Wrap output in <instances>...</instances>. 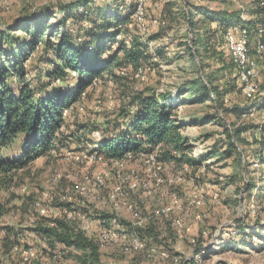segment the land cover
<instances>
[{"label": "rangeland", "instance_id": "1", "mask_svg": "<svg viewBox=\"0 0 264 264\" xmlns=\"http://www.w3.org/2000/svg\"><path fill=\"white\" fill-rule=\"evenodd\" d=\"M122 1L115 3V0H89L90 3L87 5L82 0H0V31L24 15L37 17L40 13L47 12L60 18L64 14L63 7L76 4L84 6V8H73L77 9L76 12L86 10L92 14L97 7L111 15L115 11L114 7L117 6L118 12L123 15L126 4ZM168 4L172 5L170 11ZM253 4L254 0H148L144 7L146 31L141 32L136 22L134 26L128 25V28L146 39L147 36H156L160 35L161 31L164 32L162 38L148 43L151 51L155 48L163 49L162 57L154 61L157 62V67L149 69L146 78L144 75V78L139 79L138 82L126 80L115 85L105 80L94 83L87 90L84 100L65 112L63 116L67 124L66 130L63 131L65 135L74 130L75 126H91L94 122L100 126L105 120H111L113 115L118 114L121 109H125L127 104L122 98L123 89L130 94L138 90L152 89L156 94L170 95L169 103L174 107L175 117L184 124L183 134L196 155H207L214 150V146H218L217 149L220 152L223 151L226 148L224 145L226 131L231 135L233 128L238 126H250L256 129L241 135L243 142L239 147L237 146L239 160L236 155H234L235 162L232 159L219 161L213 157L195 171L189 170V174L183 177L182 184L172 187V191H175L179 197L181 210L174 211L167 217L150 221L149 224L154 230L153 237L155 234L159 235L160 242L166 247L160 250L168 251L171 257H178L181 264L184 261L190 263L194 250L208 246L211 241L218 244L214 248L206 249L205 258L201 264L219 262L264 264V245L259 239L252 238L251 244L247 245V240L242 239L243 235L238 234V228L243 225L264 236V165L257 161L253 152H249L257 147V142L264 141L263 112L253 111L252 115L247 117L248 120L242 122L243 120L235 115L212 110L209 102L190 101L187 93L178 96L179 89L185 88L197 76L205 81L204 74L215 71L217 74V71L223 68L221 61L227 60L223 34L219 32L212 38L216 46L213 55H201L200 60L194 56V40L204 38L203 32L209 29L215 31L217 27L216 24L202 23L191 29L188 14H195L194 8L203 7L214 12L227 14L239 12L240 16V12L243 11L252 15ZM192 18L195 21L200 17ZM53 22L52 18L50 23ZM39 55L32 57L25 66L31 72L30 78H35L38 71L45 67L39 62L37 58ZM258 83L260 96L263 97L264 76ZM64 84L73 87L75 81L72 77ZM64 84L59 82L55 86L64 88ZM215 84L222 90L226 88L222 80ZM235 86L233 91L224 96V109L244 108L254 103V100L251 102L244 98L238 84ZM214 113L221 118V124H212L205 120L206 116H213ZM95 135L99 136V133L95 131L91 137L96 139ZM74 148L70 146L58 153L52 152L50 155L37 159L25 170L15 173L9 190L0 192V213L2 214L0 216V259L3 264H81L88 256L90 248H86L87 253H85L74 248L65 250L57 244L53 250L41 237L32 232L36 223L42 219L55 220L59 217H64V221L74 226L76 234L78 236L80 234L83 240L98 246L97 252H94L97 264H169L158 253L152 255L125 253L117 242L100 245L97 240L100 225L95 216H114L112 219H116L117 223L126 224L130 223V218L122 207L116 210L109 205L108 195L114 183V178L110 175L104 187L97 188L94 193L88 192L82 196L76 192V185L86 187L84 178L92 182L94 177L109 170L110 164L104 160L91 163L82 160V157L79 159L86 154H73L77 151ZM138 167V162H131L127 169L138 172ZM176 171L171 167H164L162 177L169 180ZM250 184H253L254 188L251 196L246 197L245 193L250 188ZM169 191L168 187H162L160 190H154L148 198L142 195L141 199L147 204V211L142 212L150 216L153 209L158 206L159 194L162 192H164L163 204L167 205ZM197 191L200 192L198 198L200 204L192 207L189 201ZM135 199H137L135 196L127 197L129 202H134ZM65 201L71 203L75 210L72 212L67 210L66 213L71 214L62 216L56 204L66 203ZM175 218H178L184 227V230L177 234L171 228ZM85 223H88V226H85ZM245 234H249L248 230ZM160 235L164 237L160 238ZM145 237L144 234L143 238L147 242ZM5 238L13 245L8 255H3ZM192 240L194 244H191Z\"/></svg>", "mask_w": 264, "mask_h": 264}, {"label": "trees", "instance_id": "2", "mask_svg": "<svg viewBox=\"0 0 264 264\" xmlns=\"http://www.w3.org/2000/svg\"><path fill=\"white\" fill-rule=\"evenodd\" d=\"M82 1L87 5L90 3L89 0ZM118 1L115 0V3ZM122 2L126 4L123 15L118 12L117 6L111 15L97 7L92 14L86 10L76 12L78 7L84 8L83 4H76L63 7L64 14L60 18L47 12L37 17L24 15L0 31V192L9 190L15 173L25 170L37 159L70 146H74L77 151H87L102 157L107 163L121 160L128 154L137 158L139 155L155 153L164 166L177 171L183 167L195 171L213 157L219 161L232 159L235 162L236 155L240 159L237 153V148L243 142L240 137L245 132L256 130L254 127L238 126L233 128L231 135L226 131V148L223 151L220 152L218 146H214L209 154L193 159L192 146L183 134L184 124L176 119L174 107L169 103L170 95L156 94L152 89L138 90L132 94L123 89L122 98L127 105L114 114L111 120H105L100 126L95 122L91 126H75L68 134L63 133L67 127L63 112L80 104L94 83L105 80L115 85L126 80L138 82L139 79L135 78L138 70H142L146 78L149 69L158 65L154 61L163 55L162 48L151 51L148 43L162 38L164 32L147 36L146 39L130 30L128 25L134 26L135 23V4L132 0ZM168 6L170 11L172 5ZM75 7L76 10L73 9ZM194 11L195 14H188L191 29L202 23L216 24L217 27L215 31L209 29L203 32L204 38L194 40V56L200 60L201 55L210 56L215 52L212 38L216 33L223 34L226 29L238 25L239 12L227 14L203 7H196ZM251 13L254 16L247 23V28L251 44L255 45L264 41L257 34V27H264V8L254 7ZM193 16L200 18L193 21ZM52 18L54 22L50 23ZM226 53L227 60L221 59L223 68L217 74L216 71L203 73L205 81L197 76L185 88L179 89L178 96L187 93L190 101L209 102L212 110L235 115L245 122L249 117L243 118V115L253 111L264 112V100H256L244 108H223L224 96L233 91L236 84L241 90L235 65ZM36 54H40L37 58L45 67L38 71L35 78H30L31 72L25 66ZM72 77L75 81L73 87L64 84ZM221 80L226 85L224 90L215 84ZM59 82L65 87L55 86ZM205 120L221 124V118L216 113L206 116ZM95 131L99 133L98 141L91 137ZM249 152H253L257 161L264 165V141L257 142V147ZM250 185L246 197L251 196L254 188L253 184ZM56 207L62 216H65V209L68 212L75 210L69 202H59ZM95 217L100 225L108 227L109 220L114 216ZM63 219H42L32 232L53 250L57 244L65 250L74 248L85 253L86 248H90L81 264H97L94 252H97L98 246L83 240L80 234H76L74 226ZM247 230L248 235L245 234ZM153 232L150 224L141 232L142 238L146 235V244L166 248L160 242L159 235L153 237ZM239 233L243 235L242 239L247 240V245L251 244L252 238L259 239L264 245V236L260 232H253L250 227L242 225L238 228ZM12 248L11 242L5 238L3 255H8ZM0 264H3L1 259ZM169 264L174 263L169 261Z\"/></svg>", "mask_w": 264, "mask_h": 264}, {"label": "built area", "instance_id": "3", "mask_svg": "<svg viewBox=\"0 0 264 264\" xmlns=\"http://www.w3.org/2000/svg\"><path fill=\"white\" fill-rule=\"evenodd\" d=\"M135 4L133 18L141 32L145 30L144 23V7L148 0H132ZM254 7L264 8V0H254ZM253 14L248 15L241 11L239 16V23L237 26H232L225 30L223 33L224 46L232 62L235 65L238 81L241 85V91L245 99L250 100H264V96H260L259 90V79L264 76V41L258 42L255 45L251 44L250 33L247 28V23L253 18ZM257 34L264 38V27L259 25L257 27ZM136 79H143L144 74L142 70H138L135 75ZM63 112V116L65 112ZM264 114V112H263ZM252 113L243 115V117H250ZM96 139L99 136L95 135ZM94 139V140H96ZM96 140V141H98ZM72 152V151H71ZM75 153H85L86 156H80L79 159L87 160V162H103V158L95 154H90L87 151H75ZM202 155H196L194 151H191V157L197 159ZM78 159V160H79ZM136 160V161H135ZM131 162H138V172L128 171L127 166ZM110 168L102 174L94 177L92 182L85 179V186L76 185L75 190L79 195L84 196L88 192L94 193L97 188H102L105 182L110 176L114 178L112 188L108 195V201L110 207L118 210L122 207L124 212L126 211L127 216L130 218V223H117L116 219H110L108 227L100 225V229L97 232V240L100 245L109 244L110 242H117L121 245V250L125 253L131 254H155L158 253L161 258L166 261H172L174 264H181L179 258L174 256L171 257L168 251L160 250L162 248L156 246H148L144 238H142V231L146 229L152 219L157 220L163 217H167L174 211L181 210V203L177 193L172 191V187L177 184H182L183 177L189 174V169L183 167L176 171L171 179L165 180L162 177L164 172V166L158 161L155 153L148 155H139L137 158L127 155L121 160L109 162ZM162 187H168L169 192L167 193L168 204H163V193L159 194L158 206L154 208L150 216L145 215L142 211H147V204L141 199V196L148 198L154 190H160ZM86 189V190H85ZM200 192L197 191L190 198L189 204L192 207H196L200 204L199 198ZM137 197L133 201H128L127 197ZM140 196V197H139ZM123 201V203H120ZM127 201V202H126ZM88 202V201H87ZM82 202V206H83ZM89 204V203H87ZM83 208V207H82ZM65 213L68 215L71 213ZM83 214V213H82ZM70 218V217H68ZM88 226V223H85ZM171 228L176 232H182L184 230L182 222L178 218L173 219ZM219 234V232H217ZM216 234V235H218ZM164 235H160L163 238ZM223 243V242H220ZM194 244V241H191ZM218 242H210L208 246L198 248L194 250L190 263L186 261L182 264H201L206 253L207 248H214Z\"/></svg>", "mask_w": 264, "mask_h": 264}]
</instances>
